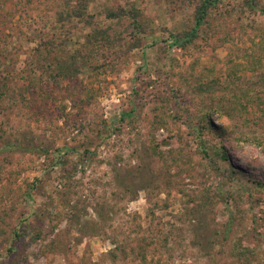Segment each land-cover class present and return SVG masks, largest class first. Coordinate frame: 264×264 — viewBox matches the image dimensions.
Here are the masks:
<instances>
[{"label":"rangeland","instance_id":"374dc122","mask_svg":"<svg viewBox=\"0 0 264 264\" xmlns=\"http://www.w3.org/2000/svg\"><path fill=\"white\" fill-rule=\"evenodd\" d=\"M64 2L0 0V264H264V14L250 27L242 0H226L180 49L171 34L192 28L197 0H92L102 25H117L109 9L140 10L141 46L43 83L37 45L64 32L66 56L89 32L57 24ZM206 109L228 132L226 158H202L193 126Z\"/></svg>","mask_w":264,"mask_h":264},{"label":"trees","instance_id":"16d2710c","mask_svg":"<svg viewBox=\"0 0 264 264\" xmlns=\"http://www.w3.org/2000/svg\"><path fill=\"white\" fill-rule=\"evenodd\" d=\"M92 0H65L64 3L59 5L60 12L57 15V24H61V26L67 27L71 26V30L75 32H79L80 24L84 23L89 32H86L84 36V42L80 47H73L72 52L67 53L64 56V52L68 50L67 42L69 41L68 35L66 33H62V39L58 40V43L51 42V40H42L40 44L35 48L37 53V65L40 69L43 67L45 70H42V77H45V81L43 83L51 82V84L61 85L64 82L71 81L76 79L79 75L85 72V69L88 68L91 72H97L101 70V68L107 64H112L113 61H120L123 56L127 52L133 51L135 48H138L142 44V35L146 34L145 28L146 25L139 20L141 18V11L138 9H134L133 12H126L124 9H119L117 11L109 9L107 12L108 21L116 20L117 21V29L113 24L102 25L98 22H95L93 16H88L87 18V6L91 3ZM226 0H197L195 8H194V17H193V26L190 30L184 32H175L171 34L172 38V46L180 49H186L188 46L195 43V41L199 38V33L201 29L209 24V18L212 17L214 12L222 11V5ZM236 11L240 12V15L244 14L245 16H252V21H247L245 23L251 24L261 13L264 14V4L262 0H242V3L238 6ZM129 19L131 21L132 27V36L134 38L131 44H128L125 41L126 31L122 32L121 21ZM84 21V22H83ZM247 24V25H248ZM251 24L250 27H252ZM84 27V25H83ZM68 30V28H66ZM71 31L70 33H72ZM74 32V33H75ZM69 33V31H68ZM140 35V37H139ZM157 41L153 42L152 46H155ZM151 45L149 47H152ZM125 49V50H124ZM47 53L44 55V53ZM63 53V55H61ZM47 56L45 60L43 58ZM41 59L38 60V59ZM112 62V63H111ZM32 83V82H31ZM217 86L222 89L220 82H216ZM213 87H209V91L212 90ZM0 96H5V93L8 92L3 87L0 88ZM4 89V90H2ZM30 92H33V88H31V84L28 89ZM220 111V110H219ZM218 111V112H219ZM212 112L208 109L205 111H200L199 117V125L193 126L194 135L197 137L199 141V146L201 148L202 158L205 161H212V153L215 155H220L221 150L222 157H228V154L225 152L224 142L226 141V130L223 128L222 122L221 124H215L216 120L211 118ZM132 115L131 112H125L122 114V119L125 120ZM220 118H217V121ZM209 135H217L220 139V142L211 143V147L213 152L209 150V141L206 139ZM249 142L250 140L247 139ZM256 144L264 153V140H256ZM6 148L13 149L16 148V145L13 143L7 144ZM70 149L66 151L58 150L55 152L54 163L51 169L60 168L61 170L66 165V162L63 161L64 156L69 153ZM86 153H90V150L87 149ZM77 165L75 168L77 169ZM234 173V172H233ZM232 173V174H233ZM45 175H52V172H47ZM264 175V173H263ZM42 178H36V182L33 184L34 187H38V184L41 183ZM258 185L263 189L264 183L258 182ZM27 220H22V226L17 227L14 230V235L17 240H21L26 237L25 232L28 230ZM249 248H243L240 256H245L248 261ZM146 260V258H144Z\"/></svg>","mask_w":264,"mask_h":264}]
</instances>
